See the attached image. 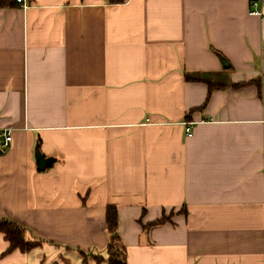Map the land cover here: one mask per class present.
<instances>
[{
  "label": "crops",
  "instance_id": "crops-1",
  "mask_svg": "<svg viewBox=\"0 0 264 264\" xmlns=\"http://www.w3.org/2000/svg\"><path fill=\"white\" fill-rule=\"evenodd\" d=\"M26 4L0 7V131H13L0 216L46 243L8 253L1 235L0 264H107L109 206L128 264H264V16L251 0Z\"/></svg>",
  "mask_w": 264,
  "mask_h": 264
},
{
  "label": "trees",
  "instance_id": "trees-1",
  "mask_svg": "<svg viewBox=\"0 0 264 264\" xmlns=\"http://www.w3.org/2000/svg\"><path fill=\"white\" fill-rule=\"evenodd\" d=\"M6 1L7 0H0V7ZM216 87L221 86H211L210 89ZM168 220V218H162L160 221L152 223V226L161 225ZM106 229L109 234L108 243L105 248V253L107 254V264H128L126 251L122 245L121 237L119 235L118 210L115 206H109L107 208ZM1 235H3L5 240L9 243L8 253L16 250H19L22 253H29L34 248L41 247L46 243L44 241L29 239L28 237L31 235V231H29V229L17 222H13L0 216V236ZM79 253L84 257V262H86L89 257H92L98 263L105 262V259L101 256H94L93 254L91 255V253H86L82 250H79Z\"/></svg>",
  "mask_w": 264,
  "mask_h": 264
},
{
  "label": "built area",
  "instance_id": "built-area-1",
  "mask_svg": "<svg viewBox=\"0 0 264 264\" xmlns=\"http://www.w3.org/2000/svg\"><path fill=\"white\" fill-rule=\"evenodd\" d=\"M17 4L24 8H27L26 0H16ZM252 10L250 11L251 16L263 17L264 13L259 9V5L264 4V0H251ZM187 134L191 135V129L187 128ZM13 141V131L11 129H5L0 131V148H8Z\"/></svg>",
  "mask_w": 264,
  "mask_h": 264
},
{
  "label": "water",
  "instance_id": "water-1",
  "mask_svg": "<svg viewBox=\"0 0 264 264\" xmlns=\"http://www.w3.org/2000/svg\"><path fill=\"white\" fill-rule=\"evenodd\" d=\"M1 153V149H0ZM37 164L40 170L44 171L52 162L50 159H46L40 152L37 153Z\"/></svg>",
  "mask_w": 264,
  "mask_h": 264
}]
</instances>
